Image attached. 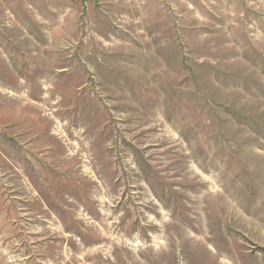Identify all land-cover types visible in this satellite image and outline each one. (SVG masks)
<instances>
[{
	"label": "rangeland",
	"instance_id": "rangeland-1",
	"mask_svg": "<svg viewBox=\"0 0 264 264\" xmlns=\"http://www.w3.org/2000/svg\"><path fill=\"white\" fill-rule=\"evenodd\" d=\"M0 264H264V0H0Z\"/></svg>",
	"mask_w": 264,
	"mask_h": 264
}]
</instances>
